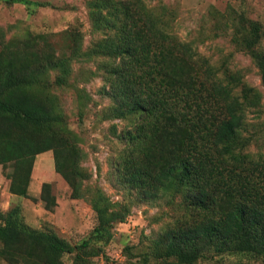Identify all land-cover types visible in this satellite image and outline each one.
Instances as JSON below:
<instances>
[{
	"label": "trees",
	"instance_id": "trees-1",
	"mask_svg": "<svg viewBox=\"0 0 264 264\" xmlns=\"http://www.w3.org/2000/svg\"><path fill=\"white\" fill-rule=\"evenodd\" d=\"M88 7L94 32L103 35L90 47L74 30L56 56L19 64L21 41L0 35V165L12 167L6 175L10 193L28 198L37 156L52 151L55 171L73 199L92 206L97 224L74 244L52 229L31 228L21 205L0 207V257L11 264H64L69 255L72 264H93L115 226L131 213V199L114 202L88 185L84 154L75 149L81 138L69 128L55 93L70 85L75 62L93 61L113 99L104 118L133 117L115 164L120 186L141 203L182 198L185 217L152 241L144 260L245 264L220 258L264 259V154L251 151L258 137L250 122V114L262 107V92L240 72L216 69L192 43L173 35L165 6L152 10L144 0H91ZM235 13L221 16L231 18L224 31L232 29L233 43L257 66L264 86V28ZM45 37L36 36L42 42ZM87 98L80 95L84 103ZM41 199L57 205L50 184L43 185Z\"/></svg>",
	"mask_w": 264,
	"mask_h": 264
},
{
	"label": "rangeland",
	"instance_id": "rangeland-1",
	"mask_svg": "<svg viewBox=\"0 0 264 264\" xmlns=\"http://www.w3.org/2000/svg\"><path fill=\"white\" fill-rule=\"evenodd\" d=\"M91 0H20L13 4L0 0L1 39L21 41L17 47L16 62L29 64L53 57L60 48L69 45L70 31L83 34L85 47H90L102 34L93 30L88 7ZM152 10L165 6L170 12L171 32L180 40L190 42L198 54L209 60L221 72H240L249 85L257 88L264 96V86L260 73L251 58L238 50L232 41L231 31H224L225 22L221 16L235 10L234 15L243 14L249 20L259 22L264 28V0H144ZM218 11L219 24L214 17ZM37 35L46 36V41L37 40ZM264 50V39L261 44ZM1 49V46H0ZM19 67V66H18ZM74 74L67 88H59L55 93L65 113L67 124L81 143L75 149L84 154L83 166L91 174L88 185L98 187L114 202L131 199V213L125 223L117 224L114 237L95 257L93 264H117L111 261L116 254L122 255L118 264H162L151 258L144 260L153 240L162 232L181 220L184 209L182 198L173 202L160 200L153 203L137 201L136 193L124 190L116 179V162L125 147L121 135L130 129L132 119L104 118V112L113 105V99L106 94L107 84L97 63L77 61L73 65ZM88 98L85 103L80 95ZM251 131L257 134L253 143L254 154H264V99L259 112L250 114ZM3 168V167H2ZM12 167L3 168L5 181L0 185V207L3 211L21 205L24 221L31 228L52 229L61 237L77 244L91 233L97 224L92 206L83 199H73L71 188L65 179L55 171L52 151L37 156L30 183L28 198L13 197L8 189L11 181L6 176ZM51 186V195L57 205L48 208L42 199L43 185ZM131 247V252L127 250ZM220 260L227 263L241 261L245 264H264V259L247 255H226ZM64 264H72V256L67 255ZM0 264H11L0 257Z\"/></svg>",
	"mask_w": 264,
	"mask_h": 264
},
{
	"label": "crops",
	"instance_id": "crops-1",
	"mask_svg": "<svg viewBox=\"0 0 264 264\" xmlns=\"http://www.w3.org/2000/svg\"><path fill=\"white\" fill-rule=\"evenodd\" d=\"M32 178H33V175H32ZM5 176L3 174V168H2V165H0V185H2V183L5 181ZM10 188V185L8 187V189ZM12 195V194H11ZM29 195H30V190H29ZM13 197H15L14 195H12ZM18 197V196H17Z\"/></svg>",
	"mask_w": 264,
	"mask_h": 264
},
{
	"label": "built area",
	"instance_id": "built-area-1",
	"mask_svg": "<svg viewBox=\"0 0 264 264\" xmlns=\"http://www.w3.org/2000/svg\"><path fill=\"white\" fill-rule=\"evenodd\" d=\"M111 261L113 262V263H121V261H122V255L121 254H116L115 256H112L111 257Z\"/></svg>",
	"mask_w": 264,
	"mask_h": 264
}]
</instances>
